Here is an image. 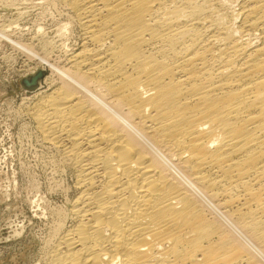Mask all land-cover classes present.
I'll return each mask as SVG.
<instances>
[{
    "label": "bare ground",
    "instance_id": "1",
    "mask_svg": "<svg viewBox=\"0 0 264 264\" xmlns=\"http://www.w3.org/2000/svg\"><path fill=\"white\" fill-rule=\"evenodd\" d=\"M28 1L21 112L65 181L40 264H264V0Z\"/></svg>",
    "mask_w": 264,
    "mask_h": 264
},
{
    "label": "rangeland",
    "instance_id": "2",
    "mask_svg": "<svg viewBox=\"0 0 264 264\" xmlns=\"http://www.w3.org/2000/svg\"><path fill=\"white\" fill-rule=\"evenodd\" d=\"M18 2L0 5V25L14 20L12 28L5 31L9 38L0 36V264H40L49 222L55 209L64 205L65 181L52 170L49 153L35 142L33 128L21 112L26 98L44 89L51 75L36 58L28 59L21 46L29 42L39 24L52 29L48 18L54 9L45 5L42 11L28 0Z\"/></svg>",
    "mask_w": 264,
    "mask_h": 264
},
{
    "label": "water",
    "instance_id": "3",
    "mask_svg": "<svg viewBox=\"0 0 264 264\" xmlns=\"http://www.w3.org/2000/svg\"><path fill=\"white\" fill-rule=\"evenodd\" d=\"M37 77H39V76H36L35 78H33V82H35V81H36Z\"/></svg>",
    "mask_w": 264,
    "mask_h": 264
}]
</instances>
